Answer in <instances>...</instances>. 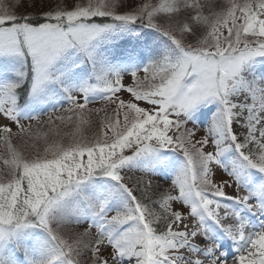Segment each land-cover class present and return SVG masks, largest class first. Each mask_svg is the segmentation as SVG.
<instances>
[{
  "label": "snow or ice",
  "instance_id": "1",
  "mask_svg": "<svg viewBox=\"0 0 264 264\" xmlns=\"http://www.w3.org/2000/svg\"><path fill=\"white\" fill-rule=\"evenodd\" d=\"M0 264H264V0H0Z\"/></svg>",
  "mask_w": 264,
  "mask_h": 264
},
{
  "label": "rangeland",
  "instance_id": "2",
  "mask_svg": "<svg viewBox=\"0 0 264 264\" xmlns=\"http://www.w3.org/2000/svg\"><path fill=\"white\" fill-rule=\"evenodd\" d=\"M6 2H7V0H6ZM101 105H99V104H96V105H91V107H100ZM201 127H203V126H201Z\"/></svg>",
  "mask_w": 264,
  "mask_h": 264
},
{
  "label": "trees",
  "instance_id": "3",
  "mask_svg": "<svg viewBox=\"0 0 264 264\" xmlns=\"http://www.w3.org/2000/svg\"><path fill=\"white\" fill-rule=\"evenodd\" d=\"M45 107H47V106H45ZM197 123H200V121L198 120ZM201 126H204V124H201Z\"/></svg>",
  "mask_w": 264,
  "mask_h": 264
}]
</instances>
